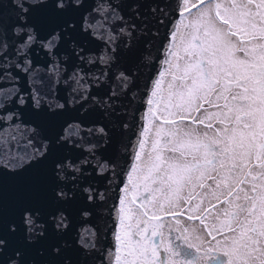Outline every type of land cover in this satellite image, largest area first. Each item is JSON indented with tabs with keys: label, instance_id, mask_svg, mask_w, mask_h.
<instances>
[{
	"label": "snow or ice",
	"instance_id": "6c2138e0",
	"mask_svg": "<svg viewBox=\"0 0 264 264\" xmlns=\"http://www.w3.org/2000/svg\"><path fill=\"white\" fill-rule=\"evenodd\" d=\"M37 255L264 264V0H0V264Z\"/></svg>",
	"mask_w": 264,
	"mask_h": 264
},
{
	"label": "water",
	"instance_id": "95a60500",
	"mask_svg": "<svg viewBox=\"0 0 264 264\" xmlns=\"http://www.w3.org/2000/svg\"><path fill=\"white\" fill-rule=\"evenodd\" d=\"M165 2H167V0H165ZM169 11H170V9H169ZM150 27H151V25H150ZM156 30H157L156 28H151V31H153V32H155ZM159 31L161 33L160 37H149L148 38L152 44V47L149 51L153 57H156V59H154L148 67H142L140 69V78L138 81L140 88L137 89L136 91H141L143 89V86L145 85L146 81L150 82V80L156 76V74L159 70V59L162 57L159 56L157 49L163 43V36L166 32V28L165 27H159ZM132 111H136L137 116H139L140 114L143 113L144 108H143V97L142 96L137 97V101L133 104L132 108L129 109L130 113ZM127 140L134 141L135 140L134 134H131V133L127 134L125 136V141H127ZM121 148H122V150H121L120 155H121L122 159L120 160V163L125 164V166H127V163H130L131 157L128 153L123 151V146H121ZM129 149H130V145H129ZM122 178L123 177H121V179ZM13 199H14V193L10 190L7 197H6L5 207H4V212H5L6 218L11 217V215L14 211ZM109 239H110V236H109ZM36 258H37V264H40V262L42 260H44V257H42V256L37 255Z\"/></svg>",
	"mask_w": 264,
	"mask_h": 264
}]
</instances>
